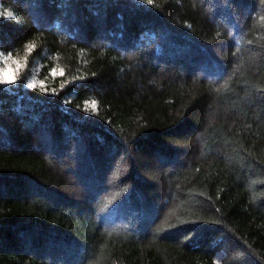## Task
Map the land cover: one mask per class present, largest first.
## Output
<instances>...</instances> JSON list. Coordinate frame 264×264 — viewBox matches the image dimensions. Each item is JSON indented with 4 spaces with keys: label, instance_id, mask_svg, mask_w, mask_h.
I'll return each mask as SVG.
<instances>
[{
    "label": "trees",
    "instance_id": "1",
    "mask_svg": "<svg viewBox=\"0 0 264 264\" xmlns=\"http://www.w3.org/2000/svg\"><path fill=\"white\" fill-rule=\"evenodd\" d=\"M8 11L0 264H264V0Z\"/></svg>",
    "mask_w": 264,
    "mask_h": 264
},
{
    "label": "snow or ice",
    "instance_id": "2",
    "mask_svg": "<svg viewBox=\"0 0 264 264\" xmlns=\"http://www.w3.org/2000/svg\"><path fill=\"white\" fill-rule=\"evenodd\" d=\"M147 2L149 3V4H151L152 3V0H147ZM0 15H6L7 17H13V13L11 12V11H8V12H6V13H0ZM8 83V84H14L16 81H15V77H9L8 78V80L7 81H0V83ZM28 87H30V88H34L35 87V84H30V85H28ZM91 108L93 109V110H95L96 109V103L93 101V103L91 104Z\"/></svg>",
    "mask_w": 264,
    "mask_h": 264
},
{
    "label": "rangeland",
    "instance_id": "3",
    "mask_svg": "<svg viewBox=\"0 0 264 264\" xmlns=\"http://www.w3.org/2000/svg\"><path fill=\"white\" fill-rule=\"evenodd\" d=\"M16 75V70L12 69V68H7V70L5 71V79L8 80L9 77H15Z\"/></svg>",
    "mask_w": 264,
    "mask_h": 264
}]
</instances>
